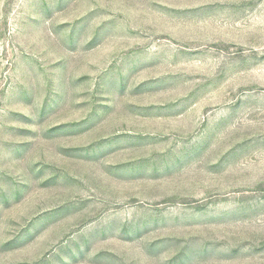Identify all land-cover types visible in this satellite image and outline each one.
I'll list each match as a JSON object with an SVG mask.
<instances>
[{"label":"rangeland","instance_id":"1","mask_svg":"<svg viewBox=\"0 0 264 264\" xmlns=\"http://www.w3.org/2000/svg\"><path fill=\"white\" fill-rule=\"evenodd\" d=\"M0 264H264V0H0Z\"/></svg>","mask_w":264,"mask_h":264}]
</instances>
